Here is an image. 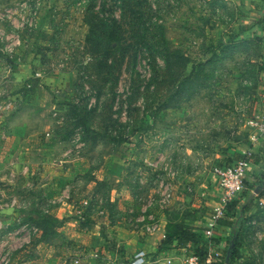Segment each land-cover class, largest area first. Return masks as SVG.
I'll list each match as a JSON object with an SVG mask.
<instances>
[{"label": "rangeland", "instance_id": "1", "mask_svg": "<svg viewBox=\"0 0 264 264\" xmlns=\"http://www.w3.org/2000/svg\"><path fill=\"white\" fill-rule=\"evenodd\" d=\"M37 1V28L20 35L32 34L38 44L26 43L25 52L49 53L41 59L45 74L70 77L37 99L23 86L19 99L7 94L0 107L14 103L21 123L38 131V142L50 130L59 145L56 158L68 152L70 161L86 162L69 178L55 177L52 201L32 188L42 177L28 184L20 173L12 187L19 197L10 205L16 198L21 212L0 216V264L7 251L10 264H89L88 253L102 245L99 235L113 243L110 233L120 227L107 216L86 223L84 200L102 202L112 219H126L131 195L138 213L150 200L163 211L175 199L192 210L216 201L215 168L233 164H222V156L248 140L247 122L264 108L261 41L228 46L231 40L217 32L232 29L221 26L230 12L212 0H7L5 6L33 8ZM41 61L28 64L33 74ZM83 141L87 147L78 154ZM30 165L32 174L41 172L37 159ZM114 189L121 196L118 212L110 205ZM60 205L67 210L52 217L37 213ZM245 212L241 264H264V207L253 203Z\"/></svg>", "mask_w": 264, "mask_h": 264}, {"label": "crops", "instance_id": "2", "mask_svg": "<svg viewBox=\"0 0 264 264\" xmlns=\"http://www.w3.org/2000/svg\"><path fill=\"white\" fill-rule=\"evenodd\" d=\"M212 2L219 10H224L222 13L230 12L228 16H222L221 26L227 28L234 24L231 26L232 29L228 28L229 30L226 33L218 31V37L223 36L224 39L231 40L228 46L238 47L244 43L243 39H259L264 52V0H212ZM235 11L237 14L241 11L242 14L232 17L231 15ZM235 23L238 24L236 25ZM30 44V46L37 45L38 38L34 37V35L30 37ZM25 51L22 54L18 52L19 56L14 57L10 65L12 71L8 74L6 72L9 60L4 56H0V104L6 102L5 96L7 94H12L13 97L11 98L15 102L19 99L17 98L19 95L17 92L23 86L26 87L27 84H32L29 94L32 93L34 99H37L39 95L46 96V93H49V88L51 91H54L57 87L60 88L63 84H66L64 81L62 83V79L70 77V75L66 76L64 73L56 71H51L49 75H46L45 71L48 66H45L41 59L42 57L47 59L49 53L42 56V54L39 55L33 49L31 52L36 53V55L32 53L26 54ZM34 56L35 58H33ZM33 61L37 63L41 61L42 64L35 65L41 67L39 71L44 74L42 79L34 78L33 71L28 66ZM262 63L264 64V60H262ZM60 112L62 113V111ZM21 117L16 109L12 111L3 107L0 108V216L4 218L9 211L10 213L15 211L13 216L17 212H21L18 211L19 209L14 208L15 206L12 202L10 205L12 196L19 197L16 192L12 193V187L15 185V181L20 180V173L25 175L24 179L28 184L33 182V176L37 179V175L42 177L41 183L33 182L31 184L32 188L39 187L40 196L44 197L46 201H52L51 192L55 183L57 184L59 181L55 180V177H60L61 179L69 178L73 172L80 171V163L86 162L85 157H81L79 162L70 161L71 156L68 152L62 154L61 158H56L55 150L59 145L57 142L55 143L53 133L47 130L46 134L42 136L44 141L38 142V131L36 129L32 131L26 124L23 125ZM86 147L87 142H81L77 148L78 154H81ZM235 147V149H231L226 155L222 156V164H235L239 161L249 160L252 163V170L250 175H248L247 182L248 184L250 183L251 190L240 194L235 201L229 204L225 216L218 221V227L215 229L214 236L211 239L214 245L222 252V258L225 261L223 264H241V209L244 208L243 213L245 214V208L248 209L253 203L264 207V198H256L258 193L255 191L254 185L255 178H264V136H261L257 142H253L248 133V140H241ZM35 159L42 163V169H40L41 172L32 174L35 168L30 163L35 161ZM70 162H72L71 169ZM62 165L66 166L62 168ZM55 166L60 169L55 171ZM212 176L213 181L217 182V176L213 174ZM113 177L116 178V182L120 181L117 176ZM117 192L118 190L114 189L110 191L109 196L111 198L110 205L116 206V211L118 212L120 211L118 210L120 209V207L118 208L120 203L116 201L121 196ZM151 193V190L147 192L149 196ZM245 193L246 195L243 196ZM120 194L123 195L122 191H120ZM205 195L206 197H212L215 194L207 193ZM216 195L218 197L216 201H214L215 199H210L202 205L204 210L198 204L197 207L201 210L193 209V211L190 206L186 207L185 204L179 203L175 199L170 208L163 211L158 210V206L150 200L149 202L147 201L148 203H142L141 210H136L141 211L139 213L134 212L136 203H133L131 195V200H128L129 212H125L126 219H119L115 216L112 219L109 213L111 209L101 205L102 202L96 200L95 204H93L94 202L89 199L84 200L85 206L83 210L86 223L95 222L100 216H107V220H110L109 223L113 228L119 229L120 227V230L115 231L113 234L110 233L113 243L110 240L103 242L99 235L102 245L100 244V247L95 246L92 249L93 252L88 253L89 264H101L100 262L105 264H128L135 260L140 252L145 254L146 264H183L185 254L188 252H199L202 245L190 242L184 247H180L178 241L173 239L172 235L179 228L193 229L203 234L214 208L218 205L216 202H219V190ZM15 201L17 203L16 198ZM65 210H67L66 206L60 205L49 209L45 207L37 213L44 214L45 217H52L54 213H63ZM68 211L70 213V210ZM150 216H154L158 221V227L153 232L146 230V227L151 224ZM3 221L6 223V219H3ZM140 224L143 225L141 226ZM235 244L238 252L233 259L232 248L235 247ZM84 248L82 247V250H85ZM230 250L231 254H229Z\"/></svg>", "mask_w": 264, "mask_h": 264}, {"label": "built area", "instance_id": "3", "mask_svg": "<svg viewBox=\"0 0 264 264\" xmlns=\"http://www.w3.org/2000/svg\"><path fill=\"white\" fill-rule=\"evenodd\" d=\"M6 3L7 0H0V56H4L9 60L6 73L8 74L12 71L10 65L14 57L19 56L18 52L22 54L26 50V43L31 45L30 37L33 35L26 36V40H23V37L20 35V30H28V34L37 28L38 9L41 7V4L37 1L32 8L29 4L23 7L20 5L7 7L5 6ZM10 22H18L14 31L9 30L12 29L10 27L11 25H9ZM38 54L40 55V53ZM43 76L42 71L34 73V78L42 79ZM26 88L29 90L32 89V84H27ZM3 108L12 110L13 103L7 107L4 104ZM247 124L249 126L248 133L251 141L257 142L261 136H264V108L255 114ZM251 170L252 163L249 160L239 161L231 166L215 168L220 198L218 205L214 208L213 214L209 219L206 230L203 232L205 238L208 240L205 250L206 253L200 256L196 252H188L183 257V264H220L224 262L221 250L214 245L211 239L214 236L215 229L218 227V221L225 216L229 204L235 201L240 194L249 190L247 187V179ZM12 204L16 206L17 203L14 200ZM150 220L151 224L146 227V230L153 232L158 227V221L154 216H150ZM10 253L9 251L5 252L2 258L4 264H10ZM79 261L77 259L73 264H79ZM128 264H146L145 254L140 252L136 256V259Z\"/></svg>", "mask_w": 264, "mask_h": 264}, {"label": "trees", "instance_id": "4", "mask_svg": "<svg viewBox=\"0 0 264 264\" xmlns=\"http://www.w3.org/2000/svg\"><path fill=\"white\" fill-rule=\"evenodd\" d=\"M90 10H92V11L95 10L94 5H93V7H90L89 10H87V11H90ZM249 185H250V183L248 184V182H247V187L249 190H251ZM254 185H255V190L256 189L259 190L257 192L258 195L256 196V198H258V199L264 198V178H261V179L255 178ZM243 212H244V208L241 209V215ZM223 223H225V222H223ZM175 231L176 232L173 233L172 238L178 241V244L180 247H184L186 244H188L190 242H194V243L202 245V248L200 249V251L196 252L198 255L203 256L206 253L205 249H206V244H207L208 240L205 238L204 234H201V233H199L193 229H184V228H179ZM232 249H233L232 258L234 259L236 257L237 252H238L236 250V244H235V247ZM223 263H225V261ZM223 263H221V264H223Z\"/></svg>", "mask_w": 264, "mask_h": 264}, {"label": "water", "instance_id": "5", "mask_svg": "<svg viewBox=\"0 0 264 264\" xmlns=\"http://www.w3.org/2000/svg\"><path fill=\"white\" fill-rule=\"evenodd\" d=\"M255 191H256V192H258L259 190H258V189H256ZM229 254H231V250H230Z\"/></svg>", "mask_w": 264, "mask_h": 264}]
</instances>
